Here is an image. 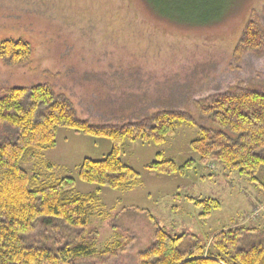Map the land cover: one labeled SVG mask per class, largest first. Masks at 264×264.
Returning a JSON list of instances; mask_svg holds the SVG:
<instances>
[{
    "label": "rangeland",
    "instance_id": "rangeland-1",
    "mask_svg": "<svg viewBox=\"0 0 264 264\" xmlns=\"http://www.w3.org/2000/svg\"><path fill=\"white\" fill-rule=\"evenodd\" d=\"M251 18L264 30V0H235L220 22L199 27L159 17L145 0H0V43L31 46L30 61L20 66L0 58V97L10 88L47 84L78 117L97 125H123L169 109L190 118L159 145L123 144L122 162L140 176L123 190L77 176L85 158L108 155L107 139L58 129L56 146L34 161L24 159L22 168L43 181L52 172L72 178L78 194L97 193L98 204L84 231L38 220L27 245L57 252L65 244L92 243L94 256L66 264H140L158 227L206 246L221 229L264 228V192L257 183L217 163L203 165L191 149L200 129L215 130L194 102L240 90L264 93V47L233 57ZM7 132L0 125V135ZM159 159L183 168L171 176L147 169ZM263 177L261 169L257 182ZM185 241L183 249L192 243ZM112 248L115 254L105 253Z\"/></svg>",
    "mask_w": 264,
    "mask_h": 264
},
{
    "label": "trees",
    "instance_id": "trees-1",
    "mask_svg": "<svg viewBox=\"0 0 264 264\" xmlns=\"http://www.w3.org/2000/svg\"><path fill=\"white\" fill-rule=\"evenodd\" d=\"M234 1L145 0L159 17L195 27L220 22ZM241 36L233 53L236 59L264 47V30L256 19L247 22ZM0 58L8 66H20L30 61L31 46L22 40L1 42ZM194 105L200 116L215 127L200 129L191 143L199 162H214L227 172L235 171L257 183L264 192V177L262 182L256 180V175L264 170V93L226 92L198 100ZM188 120L185 114L169 109L123 125H97L78 117L71 102L47 84L7 90L0 97V125L8 131L7 136L0 135V264H66L96 254L92 243L65 244L57 252L25 243L38 220L47 226L53 220L71 230L84 231L98 204L97 193L79 195L75 180L57 179L51 166H47L52 172L48 181L41 180L38 174L31 176L22 168L24 159L34 161L56 146L58 129L107 139L111 143L108 155L98 161L85 158L78 166L77 176L86 184L123 190L137 184L140 177L122 162L123 144L159 145ZM182 168L160 159L147 166L148 170L167 176ZM212 203L218 208L217 202ZM187 238L192 243L183 249ZM152 243L141 252L140 264H264V228L254 226L221 229L208 237L207 246L188 233L176 235L158 227ZM115 252L112 248L105 253Z\"/></svg>",
    "mask_w": 264,
    "mask_h": 264
}]
</instances>
